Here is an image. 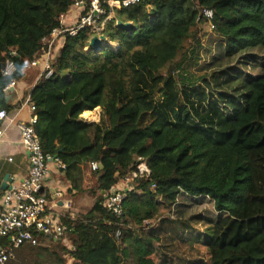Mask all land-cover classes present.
<instances>
[{"label":"trees","instance_id":"16d2710c","mask_svg":"<svg viewBox=\"0 0 264 264\" xmlns=\"http://www.w3.org/2000/svg\"><path fill=\"white\" fill-rule=\"evenodd\" d=\"M74 2L0 0V111L18 106L4 90L7 59L21 78ZM101 3L103 28L66 31L51 75L30 93L37 136L65 165L67 192L79 196L94 181L93 205L63 217L73 264H264V0ZM204 8L214 11V28L206 42L186 48L206 21L199 18ZM96 35L105 37L98 46ZM97 107L99 121L82 118ZM142 162L149 172L139 170ZM127 176L118 215L106 207V194ZM195 223L206 230L195 231ZM36 236V245L13 247L9 237L0 244L51 264L42 242L55 238ZM177 240L193 249L182 251ZM55 259L67 262L62 254Z\"/></svg>","mask_w":264,"mask_h":264},{"label":"built area","instance_id":"2783aa9c","mask_svg":"<svg viewBox=\"0 0 264 264\" xmlns=\"http://www.w3.org/2000/svg\"><path fill=\"white\" fill-rule=\"evenodd\" d=\"M140 1L110 0V5L115 7L129 6ZM72 6L80 11L77 24L68 29H64L62 26L54 28L50 35L43 38L44 73L47 72V76L52 73L51 62L54 57L55 41L60 35L66 31L75 34L78 29L88 24H95L100 28L104 26L105 20L99 21L101 15L105 13L101 0H91L89 9H87L86 0H75ZM213 16L214 11L212 9L204 8L199 18H204L205 22L212 29L214 28V24L212 23ZM107 18H111V16ZM39 62L36 59L32 61V64L36 65ZM16 69L15 62L12 59H7L2 69L3 75L11 77L8 84L4 87L7 94H10L12 89L17 86L19 79L13 76ZM27 103L31 109L30 118L18 122L10 119L9 123L16 122L21 131L22 143L29 153V172L22 181L12 184L10 188H0V201L2 202L0 211V237H9L13 247H19L23 244H38L37 232H43V234L56 239H66L68 227L63 222L65 212L58 208L63 207L66 210L72 207V200L64 198L63 193L60 191L55 193V198L52 200H49L46 196L45 180L49 173L50 163H55L60 168H64L65 165L59 157L44 151L35 128L38 122L37 106L31 101V96L27 98ZM81 116L89 121V115L85 114L83 116L82 114ZM7 118H9L8 112L1 110L0 120ZM4 134L5 126L0 125V142L3 140ZM98 167L99 164L97 162H92L93 169H97ZM139 170L141 172H149V168L144 162L139 165ZM131 179L130 176H127L106 194L105 205L108 210L118 215L123 213V203ZM120 183H124V186L120 185ZM13 254L12 250L0 244V264H5L9 256H13Z\"/></svg>","mask_w":264,"mask_h":264},{"label":"crops","instance_id":"0c3cea01","mask_svg":"<svg viewBox=\"0 0 264 264\" xmlns=\"http://www.w3.org/2000/svg\"><path fill=\"white\" fill-rule=\"evenodd\" d=\"M110 5V0H108ZM115 15L110 12L111 17ZM80 16L79 9L71 7L70 10L62 17V27L64 29L75 26ZM65 41L64 33L55 41L54 56L57 55ZM40 62L36 65L30 63L24 70L23 76L19 78L17 86L12 89L10 101L13 105H18L8 112L9 118L1 120V125L5 126V134L0 142V188L8 189L12 184L19 183L28 174L30 168L29 153L22 143L21 131L16 122L28 120L31 116V109L27 103V98L40 77L44 74V56L38 59ZM93 112L87 110L85 112ZM84 112V113H85ZM10 119H14L15 123H9ZM94 122V121H92ZM120 185L124 186V183ZM70 182L65 178L62 168H59L55 163H50L49 173L45 180L46 192L51 194L52 200L55 198V193L60 191L63 197H68V187ZM61 204V202H60ZM2 202L0 201V211ZM58 209L65 211L63 207Z\"/></svg>","mask_w":264,"mask_h":264},{"label":"rangeland","instance_id":"374dc122","mask_svg":"<svg viewBox=\"0 0 264 264\" xmlns=\"http://www.w3.org/2000/svg\"><path fill=\"white\" fill-rule=\"evenodd\" d=\"M211 27L205 23V22H201L199 24V26L197 27L192 39L188 40L186 42V48L190 47V45H194L196 40H200L201 43L202 42H206L207 36L211 33ZM192 41V42H191ZM114 45V44H113ZM192 58V57H191ZM189 57L188 59V67L190 68L191 71H197V73H199V69L196 68V65L192 64L193 60ZM191 63V65L189 66V64ZM171 71V70H170ZM169 69H166L165 72H170ZM175 73H177L176 71H174ZM200 74V73H199ZM85 114L83 113V116ZM96 115L97 118H93V116ZM100 116H101V107H97L93 110V112L91 113V115H89L88 120L89 121H99L100 120ZM123 180V179H122ZM121 180V181H122ZM89 184H87V191L88 192H83L81 193V195L77 196L74 193H68V197L69 199L72 200V208L77 210L80 209L81 212H86L94 203V198L92 197L91 193L89 192L91 189H93L94 187V181L93 179H89ZM120 181V182H121ZM130 185V183H129ZM127 186V185H126ZM125 186V187H126ZM70 208V209H72ZM162 213L167 214L169 211L168 209H165L164 207L161 208ZM66 211V210H65ZM64 211V212H65ZM155 223V220H149L146 221V223ZM195 231L197 232H203L206 230V226L203 223H195ZM56 239L54 240H45L42 242V244L46 247L49 248V251L47 250H42V252H44V254L47 255L48 259L52 262L56 261L55 257L58 258L59 254L63 255L64 257H66L67 262L65 264H73L70 255L68 254V252L65 250V247H67V245H71L72 244V239L67 238L66 240L64 239V241L62 240L60 243H55ZM178 245L179 248L184 251V250H188V249H193L190 248V244L189 243H184L181 241H176V244ZM195 249V248H194ZM202 250H204L203 247H201ZM14 253V252H13ZM14 255V254H13ZM10 257V256H9ZM158 259V257H157ZM39 260V257L37 254L35 253H28L25 249H18L15 251V255L10 259V261L13 262V264H36L35 262Z\"/></svg>","mask_w":264,"mask_h":264},{"label":"water","instance_id":"95a60500","mask_svg":"<svg viewBox=\"0 0 264 264\" xmlns=\"http://www.w3.org/2000/svg\"><path fill=\"white\" fill-rule=\"evenodd\" d=\"M117 24L120 27H122L123 29H130L131 25H132L130 22H123L122 20H118ZM104 38H105L104 35H96L92 38L91 43H92V45L98 46L102 43V40ZM9 99H10V95H7V100H9ZM40 233L43 234V232H40Z\"/></svg>","mask_w":264,"mask_h":264},{"label":"bare ground","instance_id":"6f19581e","mask_svg":"<svg viewBox=\"0 0 264 264\" xmlns=\"http://www.w3.org/2000/svg\"><path fill=\"white\" fill-rule=\"evenodd\" d=\"M85 114H86V115H91V112L88 111V112H85ZM93 118H97V116L94 115Z\"/></svg>","mask_w":264,"mask_h":264}]
</instances>
